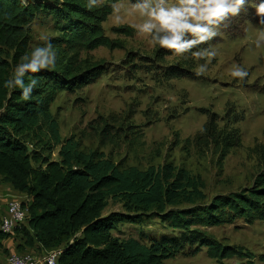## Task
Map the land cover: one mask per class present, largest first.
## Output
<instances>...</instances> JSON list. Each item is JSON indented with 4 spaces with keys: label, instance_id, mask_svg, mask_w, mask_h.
<instances>
[{
    "label": "trees",
    "instance_id": "16d2710c",
    "mask_svg": "<svg viewBox=\"0 0 264 264\" xmlns=\"http://www.w3.org/2000/svg\"><path fill=\"white\" fill-rule=\"evenodd\" d=\"M121 1L134 3L101 0L99 6L89 9L87 0H27L26 4L22 0H0V46L15 50L13 63H20L26 54L28 27L43 16L52 21L59 35L56 43L65 49H121V44L106 37L102 28L112 5ZM126 34L130 36L129 31ZM166 56H172L171 50L155 47L158 62ZM99 66L84 70L66 61L52 69L28 73L25 82L36 78L38 87L24 101L19 89L4 87L11 66L0 58V177L28 199L24 203L28 210L26 224L15 229L13 235L0 231V248L3 241L16 240L15 235L20 234L26 241L17 242V253L33 247L40 249L36 253L59 249L57 264H164L186 248L193 249L192 254L204 248L206 256L218 262L236 258L254 264L252 253L223 245L204 229L238 220L247 225L264 222V168L249 188L216 195L205 203L202 183L182 169L171 165L144 171L120 169L104 154L85 153L74 140L61 141L58 124L48 112L51 97L58 90L74 92L94 83L103 73ZM190 74L176 66L163 71L167 79ZM232 127L229 133L234 132ZM229 135L217 130L211 114L197 139L219 148L224 159L237 143V138ZM34 139L35 146L42 144V149L50 153L59 147V161L42 160L44 169L33 168L31 156L35 150H30V143ZM262 158L264 162V154ZM109 200L120 203L131 216H102ZM145 217L159 220L173 235L162 234L155 239L141 232L147 243L112 236L118 224H138ZM259 260L264 262V255Z\"/></svg>",
    "mask_w": 264,
    "mask_h": 264
},
{
    "label": "rangeland",
    "instance_id": "374dc122",
    "mask_svg": "<svg viewBox=\"0 0 264 264\" xmlns=\"http://www.w3.org/2000/svg\"><path fill=\"white\" fill-rule=\"evenodd\" d=\"M131 3H115L121 6L120 23L114 21L113 4L111 14L102 24L104 35L119 42L121 49H65L56 43L59 35L52 21L43 16L28 27L26 54L50 42L57 54L55 66L68 61L86 70L87 66L99 64L103 71L87 87L74 92L58 90L51 97L48 112L58 124L61 141L74 140L85 153L104 154L120 169L135 167L144 171L164 165L182 169L202 183L205 203L216 195L249 188L264 168V24L255 12L256 0H248L238 16L220 27L217 37L201 46H211L218 53L203 75H196V67L204 61L190 56H166L158 62L154 58L155 47L131 27L139 20L137 15L125 11ZM257 39H262L259 48L255 46ZM0 58L10 64L11 76L15 50L0 46ZM236 65L248 71L243 80L230 75ZM169 66L188 71L190 77L167 79L163 71ZM211 114L218 131L237 138L224 159L219 148L197 139ZM231 126L234 132L229 133ZM36 142L34 139L30 143V150H35L31 156L33 168L44 169L42 160L59 161V147L50 153L47 148L42 149V144L35 146ZM10 188L0 177V192L9 195ZM5 207L6 204L1 206L0 213ZM111 213L131 216L120 203L109 200L102 216ZM204 231L223 245L242 247L252 253L254 264H264L259 260L264 255V222L247 225L238 220ZM141 232L155 239L162 234L173 235L159 220L145 217L138 224H118L112 236L147 243L146 238L140 237ZM15 237L6 244L16 249L17 242L24 244L26 238L20 234ZM39 251L33 247L25 252ZM192 251L186 248L164 264H249L236 258L218 262L208 258L204 248L195 254ZM8 254L9 249L2 245L3 264Z\"/></svg>",
    "mask_w": 264,
    "mask_h": 264
},
{
    "label": "clouds",
    "instance_id": "9594fccd",
    "mask_svg": "<svg viewBox=\"0 0 264 264\" xmlns=\"http://www.w3.org/2000/svg\"><path fill=\"white\" fill-rule=\"evenodd\" d=\"M22 2L26 4L27 0ZM100 2L87 0V7L92 9L99 6ZM247 3L248 0H134L125 11L128 15L139 17L138 22L131 27L150 46L171 50L175 56H190L196 61H204L196 67V75H203L218 53L211 46H201L217 37L220 27L231 17L238 16ZM255 12L259 22L264 24V0H256ZM120 13L121 6L114 4L113 18L117 24L122 19ZM261 43L262 39H257L255 46L259 48ZM56 61L57 54L50 42L38 45L15 65L4 87L19 89L22 99L28 101L38 87V80L30 78L26 83V74L53 68ZM230 75L243 80L248 76V71L236 65Z\"/></svg>",
    "mask_w": 264,
    "mask_h": 264
},
{
    "label": "built area",
    "instance_id": "2783aa9c",
    "mask_svg": "<svg viewBox=\"0 0 264 264\" xmlns=\"http://www.w3.org/2000/svg\"><path fill=\"white\" fill-rule=\"evenodd\" d=\"M24 202L10 200L5 211L0 216V231L3 234L13 235L15 229L26 224L28 210ZM61 250H51L45 253L25 252L9 253L6 264H57Z\"/></svg>",
    "mask_w": 264,
    "mask_h": 264
},
{
    "label": "crops",
    "instance_id": "0c3cea01",
    "mask_svg": "<svg viewBox=\"0 0 264 264\" xmlns=\"http://www.w3.org/2000/svg\"><path fill=\"white\" fill-rule=\"evenodd\" d=\"M11 189V188H10ZM12 190V189H11ZM9 192V191H8ZM8 193L7 192H4L3 193V191L2 192H0V208H1V206L4 204H7L10 200H12V199H14V200H18V201H20V202H24V201H28V199H27V196H25V195H23V194H20V193H18V192H16V191H14V190H12L11 192H10V194L9 195H7ZM8 196V197H7ZM5 198H9L10 200H7V199H5ZM6 200H7V202H6ZM8 242V240H5V241H3L2 242V244L4 245L5 244V247L7 248V249H9V253H12V252H14V251H16V249H15V246H12L11 245V247L10 246H8L7 243ZM7 243V244H6ZM6 263V262H5ZM0 264H3V262H2V260L0 259Z\"/></svg>",
    "mask_w": 264,
    "mask_h": 264
}]
</instances>
